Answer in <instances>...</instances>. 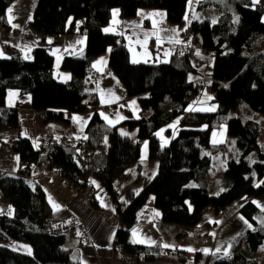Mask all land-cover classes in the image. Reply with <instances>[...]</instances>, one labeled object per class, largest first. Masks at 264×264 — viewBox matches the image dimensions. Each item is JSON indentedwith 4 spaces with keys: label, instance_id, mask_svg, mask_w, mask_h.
<instances>
[{
    "label": "trees",
    "instance_id": "16d2710c",
    "mask_svg": "<svg viewBox=\"0 0 264 264\" xmlns=\"http://www.w3.org/2000/svg\"><path fill=\"white\" fill-rule=\"evenodd\" d=\"M13 1L0 0L3 32L9 29L5 12ZM187 2L36 0L30 27L43 38L69 35L75 32V22L81 20L86 35L85 51L83 56L62 59L61 69L71 74L67 82L53 77L54 58L47 47H36L30 60L0 58V130L18 127V110L6 106L9 90L31 96V107L40 126L53 121L69 123L71 114L82 113L88 104H94L92 64L99 56L108 54V70L118 77L126 94L139 101V118L121 124L136 130V138L122 135L120 126L111 127L94 113L84 139L95 150L90 161L84 158L79 144L49 147L44 154L28 139L19 137L13 150L21 162L28 167L47 165L77 185L82 179H96L116 209L114 247L120 245L122 255L137 262L261 264L254 253L264 243V222L256 219L258 213L264 217V207L259 208L255 202L264 195V141H257L260 124L256 119L257 114L264 117V0H199L197 10L214 9L216 21L205 18L186 25ZM115 8L123 19L134 18L140 9L163 10L169 25L184 29L178 48L181 53L176 56L173 52L166 63H132L124 38L105 32ZM196 52L212 56L211 71L204 73L194 62ZM203 91L210 95L214 111L190 107ZM175 119L180 129L176 137L162 146L156 134ZM223 125L225 139L212 143V131ZM145 143L147 160L158 161L157 172L125 202L115 182L128 180L133 165L140 168ZM218 153H230L232 158L223 175L211 184L207 181L210 157ZM253 169L258 185L252 182ZM27 174L28 168L20 170L19 176H0V192L14 210L12 216L0 215V264H81L72 258V249L68 247L75 220L64 208L46 215L45 193L29 186L24 178ZM191 183L194 185L190 186ZM151 197L161 222L179 228V239L198 227L205 212L219 214L238 202L239 215L251 225L242 233L246 247H237L234 239L228 256L197 251L190 260L181 256L188 251L135 244L130 238L131 228L137 222L139 210ZM90 202L94 209H100L98 199ZM59 226L62 233L42 232L44 228L54 230ZM199 236L206 238L204 243L210 241L208 232ZM13 241L28 243L32 254L11 249L9 243Z\"/></svg>",
    "mask_w": 264,
    "mask_h": 264
},
{
    "label": "crops",
    "instance_id": "0c3cea01",
    "mask_svg": "<svg viewBox=\"0 0 264 264\" xmlns=\"http://www.w3.org/2000/svg\"><path fill=\"white\" fill-rule=\"evenodd\" d=\"M35 1L14 0L6 8L5 19L9 29L6 32L0 30V58L14 56L25 59V55L32 58L33 50L36 47H47L54 58L53 77L60 82H67L71 79V74L61 69V61L66 56H83L86 44L83 22L81 20L75 22L76 29L72 34L43 38L30 27ZM198 1L191 0L190 2L188 0L187 19L185 17L186 25L192 21L207 18L201 13L210 11V8L197 10ZM9 8H12L11 22L7 12ZM114 10L118 9L115 8L111 11V18L105 29H110L107 33L118 34L124 38L132 63H166L173 54V50L179 48L184 29L169 25L163 10L140 9L137 15L130 19L120 17L119 11L114 16ZM146 34H148V37L145 42ZM157 35L159 39H157ZM177 40L180 43H176ZM205 56L201 53L199 55H197V52L194 53L193 60L199 68H202L201 62ZM203 72L207 73L209 71L204 69ZM94 75H99L96 82H92L96 94L94 104H88L82 113L71 114L68 117L69 123L67 124L53 121L45 126H40L31 107V96L16 90L7 92L6 106L18 110V127L9 129L8 134L0 136V176L2 174L19 176L20 170L28 168V174L24 176L26 182L33 190L40 188L45 193L44 213L48 215L52 211L64 208L71 214L75 220V227L73 228L74 235L70 237L68 247L72 249L71 255L74 260L79 261L81 264H121L119 261L121 260V254L114 250L115 232L118 227L116 209L111 198L108 194H105L98 181H95L98 188L92 193L98 199L100 209H94L88 193L74 192L64 187L61 180L52 177L51 173L42 169L41 166L31 165L28 167L21 162L19 155L13 150L14 143L19 137L28 139L36 150L41 148L44 135L64 136L79 141L84 140L87 136V125L94 113H98L105 124L111 127L120 126L119 131L121 133L130 131L132 138H136V130H126L127 128L121 126V124L127 120L139 118V101L136 97L128 96L118 77L108 70V54L99 56L93 62L91 76ZM204 79L207 81L208 77L205 76ZM198 97L192 100L190 105L192 109L203 111L211 109L212 105H210L209 100L207 103H200ZM127 136L130 137L128 134ZM217 137H226L224 130L217 132ZM143 160H145L144 157ZM143 169L142 163L140 168L135 164L131 167V176L128 180L115 182V187L123 201L128 202L130 197L157 172L154 164H151V168L145 173H143ZM54 204L58 207H54ZM232 205L219 212V214L212 211L205 212L198 227L189 230L185 237L179 239L177 237L179 228L162 223L161 214L155 208L153 198H149L145 206L138 212L137 222L130 231V238L132 242L137 241L134 242L135 244L143 246L160 245L165 251L178 249L191 253L197 251L217 252L222 255L227 253L228 256L231 247L235 244L232 243L235 237H232L234 236V229L230 227V224L239 215V204H237L235 210L231 208ZM13 212L12 205L4 199L0 192V215L12 216ZM247 229L249 228L246 226L245 228L241 227V231ZM134 230L135 236L133 235ZM205 232H208L210 236L208 244L201 241L192 242L195 235H203ZM226 234L227 246L222 244ZM166 244L171 245V247H164ZM9 246L20 253L32 254L33 252L31 246L26 242L13 241L9 243ZM188 249H193V251ZM217 249L220 250L217 251ZM257 257L259 258V256ZM140 264L168 263L155 261Z\"/></svg>",
    "mask_w": 264,
    "mask_h": 264
},
{
    "label": "rangeland",
    "instance_id": "374dc122",
    "mask_svg": "<svg viewBox=\"0 0 264 264\" xmlns=\"http://www.w3.org/2000/svg\"><path fill=\"white\" fill-rule=\"evenodd\" d=\"M201 14L207 18H210L212 21H216V19H217V12L212 8H210V11H208V12L204 11ZM212 61H213L212 56L206 55L204 57V60H202V62H201V66H202L201 69H203V70L205 69L206 71H211L212 70ZM198 100L200 103H207L208 100L210 102V95L207 93V91H203L201 93V95H199ZM256 119L260 124V134H259L258 139H257L258 143L260 144L264 141V117L260 114H257ZM179 129H180V126H179L177 119L173 120L167 126L160 129L158 132H160L161 135L160 136L157 135V137L159 138L160 144L162 146L167 145L174 137H176ZM126 130H129V129H126ZM220 130H222V131L224 130V132L226 134V128L224 125L221 126L220 128L214 129L211 133V142L212 143H218V142H221L225 139V137H223V138L217 137V132H219ZM127 134L130 135V137H132V133L130 131H127ZM127 134H126V136H127ZM165 141H167V142L165 143ZM145 150H146V152H145ZM143 157L145 160H143ZM147 158H148V143H145V145L142 147V151H141L142 161L140 162L144 166L143 173L147 172L148 169L151 168V164H154V166L156 168H158V161L157 160L149 161V160H147ZM210 158H211V168L209 170V173L207 174V181L212 184V183H215L223 175V173L226 169L227 162L232 158V154H230V153H226V154L218 153L217 155H211ZM252 161L253 160L251 159L250 163H252ZM251 176H252L253 184L258 185L259 180L256 177L254 169L251 172ZM54 178H58V177H54ZM58 179L61 180L60 178H58ZM95 181H96V179H95ZM63 185H64V183H63ZM193 185L194 184H192V183L190 184V186H193ZM64 187L67 188V186H65V185H64ZM83 193H86V192H83ZM255 202L259 208H263L264 207V195L260 198L255 199ZM237 204H238V202H234L231 208L235 210V208H237V206H238ZM256 219L258 220L259 223L264 222V217L261 213L257 214ZM232 222L233 223L230 224V227H232V229H234V233H233L234 236H232V237H235V239L237 240V242L235 244L238 245L237 247H239V246L246 247V245L244 243V239L242 237V233L244 232V230L241 231V227L245 228V226H246V227L250 228L249 224L246 223V221L240 215H237L233 219ZM225 236H226V238L222 240V244L227 246L228 245L227 234ZM202 242L204 243V241H202ZM206 244H208V243H206ZM254 254L259 256V258L261 259L262 264H263V262H264V243L260 246L258 251ZM128 259H130V258H128ZM134 259H130V260L132 261ZM119 261L121 264H124L122 262V260H119ZM136 264H140V262H137Z\"/></svg>",
    "mask_w": 264,
    "mask_h": 264
},
{
    "label": "built area",
    "instance_id": "2783aa9c",
    "mask_svg": "<svg viewBox=\"0 0 264 264\" xmlns=\"http://www.w3.org/2000/svg\"><path fill=\"white\" fill-rule=\"evenodd\" d=\"M261 1H263V0H261ZM186 51L189 52V48H186ZM173 52L175 53L176 56H178L181 53V50L178 49V48H175L173 50ZM97 78H99V75H94V76H91L90 77V80H91V82L95 83ZM9 132H10L9 130H0V136L1 135L8 134ZM76 144H79V147H80L81 151L83 152L84 158L86 160L90 161L92 155L95 153V150L89 148L88 145L86 144V142L84 140L78 141L76 139H69V138L64 137V136H62V137H53L51 135H44L42 137L41 148L40 149H41V152L45 154L46 151H47V149L49 147H53V146L72 147V146H74ZM25 164L27 165V163H25ZM41 167H42V169L49 171L51 173V176L52 177H58V178H60L62 180V182L64 183V185L67 186V188L72 189V191H74V192H86V193L89 194L90 200H93L95 198L94 197V193H92V192H95L97 190L96 188H98V187H97V185L95 183V179L93 177L88 178L87 181H85L84 179H82V182L80 181L81 179L78 180V177H77L78 182H81L79 185H77L75 182H73L71 180V178H67V177L62 178L58 172L49 169L47 167V165H42ZM1 176H3V174ZM82 183L84 185L86 184L85 187L83 186ZM105 194L107 195L106 192H105ZM62 231H63V229H62L61 226H59L58 228H56L54 230H52L50 228H44L42 230L43 233H57V234L62 233ZM198 241H206V238L205 237H201L199 235H195L193 237L192 242L193 243H196ZM114 250L116 252H118V253L121 254V258L120 259L122 260V262L124 264H136L137 263V261H135V259L131 261L130 259H128L127 256L122 255V253H121V246L120 245H116L114 247ZM181 256L183 258L185 257L186 259L192 260L193 253H191V252H185ZM139 258L140 257H138V259ZM235 264H240V263L239 262H236Z\"/></svg>",
    "mask_w": 264,
    "mask_h": 264
},
{
    "label": "snow or ice",
    "instance_id": "6c2138e0",
    "mask_svg": "<svg viewBox=\"0 0 264 264\" xmlns=\"http://www.w3.org/2000/svg\"><path fill=\"white\" fill-rule=\"evenodd\" d=\"M190 2H191V0H190ZM259 2V0H253V3H258ZM118 11L119 10H114V12H113V15L115 16L117 13H118ZM7 12H8V15H9V21L11 22V19H12V8H9L8 10H7ZM186 19H187V17H186ZM239 21V17H237L236 18V22H238ZM114 23H115V21H114ZM154 23V25H155V21L153 22ZM110 29H105V31L107 32V31H109ZM147 37H148V34H146L145 35V42H146V40H147ZM157 39H159V37H158V35H157ZM176 43H180V41H175ZM197 55H199V52H197ZM31 57H29V56H27V55H25V59H30ZM133 62H136V61H133ZM95 66V65H94ZM194 110V109H193ZM208 110H211V111H214L215 110V107H213V108H211V109H208ZM105 119H107V117H105ZM122 134H127V133H122ZM156 135H158V136H160L161 135V133L160 132H158ZM167 141H165V143H166ZM221 191H223V189L221 190ZM54 207H58V205H55L54 204ZM247 223V222H246ZM249 227H251V225H249ZM133 235L135 236V230H134V233H133ZM214 235V234H213ZM133 242H137V241H133ZM139 242H144V241H139ZM154 243V242H153ZM164 247H171V245H164ZM189 251H193V249H188ZM220 249H217V251H219ZM205 251H208V250H205ZM226 255H227V253H225Z\"/></svg>",
    "mask_w": 264,
    "mask_h": 264
}]
</instances>
